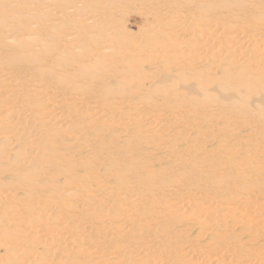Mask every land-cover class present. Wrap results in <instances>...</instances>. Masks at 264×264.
Listing matches in <instances>:
<instances>
[{
    "label": "bare ground",
    "instance_id": "bare-ground-1",
    "mask_svg": "<svg viewBox=\"0 0 264 264\" xmlns=\"http://www.w3.org/2000/svg\"><path fill=\"white\" fill-rule=\"evenodd\" d=\"M0 264H264V0H0Z\"/></svg>",
    "mask_w": 264,
    "mask_h": 264
},
{
    "label": "rangeland",
    "instance_id": "rangeland-1",
    "mask_svg": "<svg viewBox=\"0 0 264 264\" xmlns=\"http://www.w3.org/2000/svg\"><path fill=\"white\" fill-rule=\"evenodd\" d=\"M144 18L145 17L140 16L138 14L130 13V15L127 16L128 25L131 28H134V29H136V27L139 28L142 25V22L144 21Z\"/></svg>",
    "mask_w": 264,
    "mask_h": 264
}]
</instances>
